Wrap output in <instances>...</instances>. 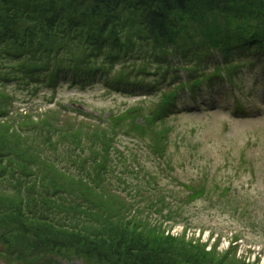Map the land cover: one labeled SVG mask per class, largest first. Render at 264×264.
<instances>
[{
	"label": "rangeland",
	"instance_id": "rangeland-1",
	"mask_svg": "<svg viewBox=\"0 0 264 264\" xmlns=\"http://www.w3.org/2000/svg\"><path fill=\"white\" fill-rule=\"evenodd\" d=\"M206 20L209 27L219 28L227 17ZM248 20L237 16L231 28L245 30ZM139 51L144 61L126 58L107 70L111 79L144 81L147 87L115 91L101 75L85 86L61 81L56 88L1 89L9 99L0 108V131L13 129L25 136L23 144L28 145H15L13 132L3 163L17 160V169L37 178L32 194L20 203L23 210L43 207L39 195L45 188L60 197L51 204L65 203L67 211H82L84 199H89L95 208L126 214L135 223H162L166 236L199 243L216 256L240 264H264V82L255 71L263 75L264 67L254 65L250 74L252 66L241 62L237 75L246 73L234 76L238 90L232 95L201 99L198 105L188 104L192 109L181 95L177 109L161 117L162 107L180 84L196 83L190 75L197 73L188 69L194 63L182 65L188 69L185 74L161 70V77L151 76L160 71L156 58L148 50ZM65 63L70 65L69 58ZM122 65L125 69L119 73ZM198 66L211 74L208 64ZM238 110L241 115L233 113ZM48 113L85 124L88 133L111 139L97 150L86 142L79 144L81 148L70 147L57 135L43 133L49 127ZM55 186L67 197L54 191ZM5 191L6 184L0 182V192ZM66 260L65 264H83L71 254ZM4 261L14 264L7 257Z\"/></svg>",
	"mask_w": 264,
	"mask_h": 264
},
{
	"label": "trees",
	"instance_id": "trees-1",
	"mask_svg": "<svg viewBox=\"0 0 264 264\" xmlns=\"http://www.w3.org/2000/svg\"><path fill=\"white\" fill-rule=\"evenodd\" d=\"M221 15L227 17L225 26L211 28L205 22ZM237 16L250 18L245 30L231 28ZM139 50L156 58L154 67L160 71L151 76L161 77V70L170 75L188 69L197 73L190 75L195 84H180L178 96L169 97L161 117L177 109L181 95L190 109L188 104L198 105L201 99L232 95L238 90L234 76L246 73L237 75L241 62L252 66L250 74L254 65L264 67V0H0V108L9 99L1 92L7 85L34 90L42 85L56 88L62 81L85 86L106 75L115 91L147 87L144 81L111 79L107 70L126 58L144 61ZM68 58L70 65L65 63ZM186 62L194 64L186 69ZM206 64L211 74L196 67ZM123 69L124 65L119 73ZM226 71L230 74L225 76ZM255 71L264 82V74ZM233 113L241 115L239 110ZM47 115L49 127L43 133L57 135L70 147L81 148L79 144L86 142L97 150L111 139L88 133L85 124ZM13 132L0 131V182L7 189L0 192V264L6 257L14 264H57L52 258H63L65 264L69 254L83 264H240L205 251L199 243L166 236L162 223H135L126 214L95 208L89 199H84L82 211H67L65 203L51 204L60 197L45 188L39 195L43 207L25 212L20 203L32 194L37 178L17 169V160L8 159L4 165L3 151ZM14 133L15 145L28 147L25 136Z\"/></svg>",
	"mask_w": 264,
	"mask_h": 264
}]
</instances>
